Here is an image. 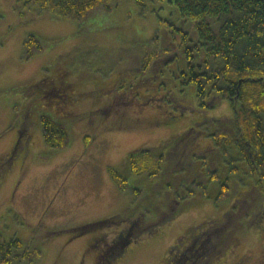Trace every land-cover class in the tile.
Here are the masks:
<instances>
[{
    "label": "rangeland",
    "instance_id": "obj_1",
    "mask_svg": "<svg viewBox=\"0 0 264 264\" xmlns=\"http://www.w3.org/2000/svg\"><path fill=\"white\" fill-rule=\"evenodd\" d=\"M172 1H146L142 14L134 0H110L111 11L74 22L39 13L18 0H0V234L39 247L42 256L34 264L105 263L102 258L123 240L128 243L123 242L121 258L112 264H166L170 248L190 227L220 220L231 209L233 199L219 196L222 180L230 178L231 195L251 190L248 176L242 181V163H233L235 154L224 162L213 137H208L215 130L232 128L230 104L223 101L206 110L198 105L191 87L179 94L177 81L167 80L168 70L160 71L167 31L174 30L166 23L180 25ZM30 34L47 48L25 59L24 43ZM147 58L155 59L142 72L141 61ZM61 76L67 83L79 84L81 92L92 91L93 99L69 103L68 90L61 96L53 94L50 83ZM135 77L155 86L141 87L159 95L154 106L141 102L143 95L129 96ZM105 87L111 92L96 95ZM179 98L192 102L194 111L182 112ZM42 115L68 125L67 147L54 149L45 143ZM24 119L31 125V137L14 157L15 150L8 148L18 140ZM202 122L207 124L197 126ZM191 128L195 129L186 134ZM211 143L209 164L192 157ZM141 147L165 156L158 176L132 171L129 153ZM220 157L221 165L215 166L212 158ZM230 160L240 173L230 174ZM112 169L127 178V189H120ZM191 177L208 182V187L203 192L192 186L194 194L184 198L188 189L180 183ZM250 202L242 225L264 207V196L252 194ZM169 214L175 219L166 223L162 218ZM116 216L124 221L76 232ZM127 229L131 236L127 237ZM238 235V244L219 264H264V214ZM204 250L191 253L197 256Z\"/></svg>",
    "mask_w": 264,
    "mask_h": 264
},
{
    "label": "trees",
    "instance_id": "obj_2",
    "mask_svg": "<svg viewBox=\"0 0 264 264\" xmlns=\"http://www.w3.org/2000/svg\"><path fill=\"white\" fill-rule=\"evenodd\" d=\"M25 7H36L39 13H50L74 22H83L99 11H111L110 0H18ZM144 14L146 1L134 0ZM179 12L180 25L167 22L174 30L167 31L168 41L161 50L163 63L160 71L168 70L169 78L176 80L177 92L182 94L187 88L193 89L194 96L200 107L215 109L223 101H227L233 111V125L230 130H215L208 137H213V144L219 150L224 162L230 153L235 154L234 161H240L244 167V179L252 183L251 190L230 194V178L222 180L220 197L230 196L233 199L231 209L223 214L221 219L212 218L201 224L192 226L169 251L166 264H219L227 257L239 242L238 232L258 223L264 214L260 207L255 217L246 225L241 221L247 217L246 210L251 208L250 195L264 196V0H175ZM179 42L175 43L178 39ZM47 46L34 34L28 35L24 43L25 59L33 58L42 53ZM154 52V51H150ZM153 55L151 56V58ZM151 58L142 59L141 71L151 68ZM150 60H152L150 62ZM158 72V69L154 70ZM58 81V82H57ZM53 94L61 96L69 85L70 95L78 89L79 84L67 83L59 77ZM134 92L129 96L140 98L144 104L159 102L156 91L148 93L146 86L149 81L141 82L137 77L133 80ZM145 85V86H144ZM151 88L155 86L151 85ZM145 87V88H141ZM155 89V88H154ZM144 90V91H142ZM153 99L156 100L153 102ZM181 111H194L193 103L178 99ZM65 103V102H63ZM68 103V102H67ZM219 122V119L214 120ZM206 122H210L207 120ZM206 122L197 126L206 125ZM41 125L45 143L54 149H62L70 144L71 135L67 124L55 120L50 115L41 116ZM195 128L189 129L186 134ZM199 147V146H198ZM213 151L202 146L192 157L206 159ZM132 171L137 175L148 173L158 176L165 161L164 155H155L150 148L141 147L129 153L128 157ZM230 159V158H229ZM222 158H212L215 166L221 165ZM230 163V174L241 170ZM239 170V171H238ZM114 181L120 189L128 187L127 178L118 170H110ZM217 172V171H216ZM211 174V171H208ZM180 185L187 186L184 198L194 194L192 186H199L203 192L207 184L200 183L191 177ZM176 209V208H173ZM173 215L162 218L169 222ZM161 220V221H162ZM120 216L80 227L76 232L84 233L92 226L120 222ZM165 224V223H163ZM147 227L145 230H147ZM144 230V231H145ZM143 231V232H144ZM142 233V232H141ZM128 239V238H127ZM121 243L125 242L120 241ZM116 245L113 250L98 264H112L120 260L124 244ZM205 248L193 256L191 250ZM42 256L37 246H26L21 239L13 237L5 239L0 234V264L28 263L34 264Z\"/></svg>",
    "mask_w": 264,
    "mask_h": 264
},
{
    "label": "flooded vegetation",
    "instance_id": "obj_3",
    "mask_svg": "<svg viewBox=\"0 0 264 264\" xmlns=\"http://www.w3.org/2000/svg\"><path fill=\"white\" fill-rule=\"evenodd\" d=\"M56 83L57 82H55V80H53L51 83H50V85L51 86H55L56 85ZM69 89H71V87L69 86V85H67L65 88H64V90L65 91H67V90H69ZM111 92V89H110V87H105V88H102V89H100V90H96L95 92H96V95H98L99 97H105V95H107L108 93H110ZM114 91V90H113ZM91 93H92V91H87V92H81L79 89H77V90H75V92H74V95H73V97H71V95L69 96V103H74V101H77L78 99H85V98H91V99H93L92 98V96H91ZM113 103V102H112ZM111 103V104H112ZM71 105V104H70ZM63 109H66V108H63ZM28 114H32V110H29L28 111ZM31 125H30V123L28 122V121H26L25 119H24V121L22 122V124L21 125H19L18 126V135H17V138H18V140H16V142L11 146V147H9L8 149H10V150H15V152H12L11 153V156H16V154L18 153V151H20L22 148H24L25 147V145H26V143H27V141L30 139V137H31ZM25 140V142H24V144H23V141ZM9 150V151H10ZM8 151V150H7ZM9 153L10 152H8V155H9ZM15 155H14V154ZM13 154V155H12ZM173 219H175V218H172L171 220H173ZM124 221V220H123ZM123 221H120V223L121 222H123ZM170 221V220H169ZM100 222V221H99ZM117 223H119V222H117ZM167 223V222H166ZM94 224H96V223H94ZM153 226V225H152ZM126 234H128L127 235V237L128 236H131L132 235V233H131V231L129 230V229H127L126 230ZM126 237V236H125ZM124 237V238H125ZM126 237V238H127ZM123 238V239H124ZM171 249V248H170ZM102 256V255H101ZM103 257V256H102ZM99 263V262H98ZM97 263V264H98Z\"/></svg>",
    "mask_w": 264,
    "mask_h": 264
}]
</instances>
